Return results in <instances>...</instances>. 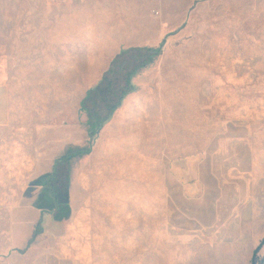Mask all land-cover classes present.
<instances>
[{"label": "rangeland", "instance_id": "obj_1", "mask_svg": "<svg viewBox=\"0 0 264 264\" xmlns=\"http://www.w3.org/2000/svg\"><path fill=\"white\" fill-rule=\"evenodd\" d=\"M163 40L90 134L87 92L121 50ZM0 82L15 118L0 130V264L258 261L245 231L232 245L213 224L241 211L232 182H264V0H0ZM13 147L30 168L9 169ZM83 147L58 217L44 183Z\"/></svg>", "mask_w": 264, "mask_h": 264}, {"label": "trees", "instance_id": "obj_2", "mask_svg": "<svg viewBox=\"0 0 264 264\" xmlns=\"http://www.w3.org/2000/svg\"><path fill=\"white\" fill-rule=\"evenodd\" d=\"M164 46V40L157 47H135L121 50L118 55L112 60L109 69L103 75L100 82L93 89L89 90L85 98L80 103L81 110L87 116V130L93 132L96 127H100L103 121L107 120L116 108L121 103L123 96L131 91L130 79L131 76L142 70L147 65L153 64L156 59L161 56ZM118 76H123V88L118 89L119 95L111 97V90L114 87L113 83ZM114 78V82L112 81ZM108 96V99L106 98ZM90 132V134H91ZM91 147L76 148L67 151L63 156L56 159L53 173L46 179L44 183V195L54 203L58 217H68L69 205L63 195L67 191L68 170L70 163L74 159L82 158L88 155ZM66 167L65 185L63 191L59 187L61 167ZM62 192V198L60 194ZM40 222L35 225L31 238L28 241L30 244L41 232ZM252 264H256L255 256Z\"/></svg>", "mask_w": 264, "mask_h": 264}, {"label": "crops", "instance_id": "obj_3", "mask_svg": "<svg viewBox=\"0 0 264 264\" xmlns=\"http://www.w3.org/2000/svg\"><path fill=\"white\" fill-rule=\"evenodd\" d=\"M14 123L11 87L5 82H0V130H9ZM66 124H69V122L67 121ZM5 151H9L12 156V161L8 164L10 170L24 171L27 167L30 168V164L26 163L21 157L23 152L19 148L13 147L11 151L6 148ZM31 170L35 171L36 168L31 166ZM20 176L21 174H18L16 178ZM232 183L236 187L241 185L242 195L240 197L236 195L241 202V211L228 210L224 217L217 216V222L213 224L217 236L221 237L224 235L223 233L228 234L231 237L227 239L234 245L241 243L236 235H239L241 230L245 231L248 240H252L250 247L252 256L256 251V257H258V261L255 260L256 264H264V182ZM255 196L258 198L257 203ZM256 204L258 205L257 208H255ZM253 235L254 237H252ZM247 264H250V262L248 261Z\"/></svg>", "mask_w": 264, "mask_h": 264}]
</instances>
